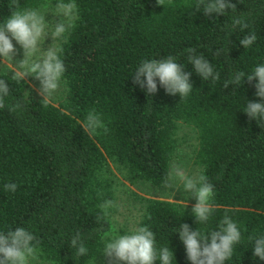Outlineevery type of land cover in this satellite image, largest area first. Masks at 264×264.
I'll return each instance as SVG.
<instances>
[{
    "label": "trees",
    "instance_id": "trees-1",
    "mask_svg": "<svg viewBox=\"0 0 264 264\" xmlns=\"http://www.w3.org/2000/svg\"><path fill=\"white\" fill-rule=\"evenodd\" d=\"M45 1L19 4L41 9ZM9 2L0 0V23L10 15ZM161 2L75 0L78 18L58 44L65 72L47 106L25 78L17 81L14 73L0 70L10 88L0 109V233L25 228L36 238L37 256L49 264L99 260L115 207L99 223L98 206L115 202L120 187L138 204L137 228L154 233L157 250H172V264H191L175 231L180 224L207 234L217 229L226 209L241 241L225 264H264L249 240L264 236V122L244 112L248 102H261L255 95L258 80L245 77L239 85L223 87L233 73L251 75L264 64V0H230L234 11L209 16L197 9V0ZM241 15L249 24L243 31L232 26ZM252 32L257 39L245 49L239 42ZM188 48L211 63L219 80H203L195 72ZM170 55L191 73L193 89L186 98L167 94L158 78L151 96L133 84L141 61ZM17 102L21 108L9 112ZM93 109L107 134L83 130ZM181 125L196 135L191 159L198 175L214 185L216 208L204 224L195 220V204L147 197L132 188L163 187L180 152ZM10 182L17 185L15 192L5 191ZM78 231L88 249L81 257L70 247Z\"/></svg>",
    "mask_w": 264,
    "mask_h": 264
},
{
    "label": "clouds",
    "instance_id": "clouds-1",
    "mask_svg": "<svg viewBox=\"0 0 264 264\" xmlns=\"http://www.w3.org/2000/svg\"><path fill=\"white\" fill-rule=\"evenodd\" d=\"M157 2L162 5L161 0ZM8 6L11 9L10 15L0 23V57L4 60L9 58L12 60V54L16 51L12 43L14 39L23 49L24 58L17 63L12 78L22 81L25 76H34L40 83L44 106H47L51 95L60 87L65 72L64 62L60 58L62 49L56 46L55 42L74 27L78 18V6L75 0H57L54 5V16L60 19L58 22L54 21L50 32L53 43L42 52V41L44 42L45 37L49 35L46 32L48 21L45 15L37 8H21L19 0H10ZM196 7L201 9L205 16L213 13L223 15L226 9L233 11L236 9V5L230 3V0H197ZM232 26L239 27L243 31L249 27V24L241 15L233 18ZM256 39L257 36L252 32L244 36L239 43L247 49ZM220 51L222 50H217V54ZM186 52L189 63L194 66L195 72L203 80L211 79L213 82L219 80V72L214 70L203 55H197L193 48L186 49ZM37 53H40L39 57L31 59L37 56ZM190 76L191 73L185 72L184 67L170 55L160 60L141 61L133 74V84L146 89V95L151 96L157 91L158 78L159 84L167 94H179L182 99L186 98L193 89ZM245 77L249 82L258 80L254 85L255 95L261 98V102H248L244 112L259 123L264 122V64L257 65L251 75L246 76L242 71L233 73L230 79L224 81L223 87L227 88L230 84L239 85L241 81L244 82ZM9 92L8 83L0 79V109L6 107L5 97ZM20 108L21 104L17 102L9 106L8 111L16 112ZM81 125L87 135L96 134L101 129L105 134L109 131L94 109L88 112ZM175 175L182 182L183 192L196 200L192 207L195 220L198 224L208 222L216 208L213 203L214 185L202 173L188 175L177 170ZM4 189L15 192L17 185L10 182L4 185ZM98 207L101 213L97 216V222L100 223L109 217V209L115 207V202L105 200ZM228 211L225 210V215L218 222L217 229L210 233L203 234L198 228L193 230L187 223H181L175 230L191 264H225V261L232 257L234 245L241 241V231L237 223L227 214ZM35 239V236L23 227L0 233V264H30V258L35 259L37 255ZM249 240L254 242L253 255L264 260V236L249 237ZM155 245L154 233L147 226H142L134 229L130 234L116 236L105 243L103 254L126 264H154L157 259L160 264H172L174 258L172 250L169 247L157 250ZM70 247L76 250V257L84 256L88 252L79 231L70 239Z\"/></svg>",
    "mask_w": 264,
    "mask_h": 264
},
{
    "label": "rangeland",
    "instance_id": "rangeland-1",
    "mask_svg": "<svg viewBox=\"0 0 264 264\" xmlns=\"http://www.w3.org/2000/svg\"><path fill=\"white\" fill-rule=\"evenodd\" d=\"M54 5L51 0H46L43 3L42 8L39 9L42 14L45 15L46 21H48V27L46 32L49 33L42 41L41 52L47 49L52 43V37L50 32L54 26V21L60 19L57 16H54ZM11 38L10 33L8 34ZM58 39L55 43L56 46L59 44ZM12 43L15 48V53L12 54V60L0 57V70L6 71L8 73H14L16 71V65L19 61L24 58L23 49L21 46L13 39ZM40 53H37V56L32 57L31 59H37ZM29 84L34 88V90L40 94V83L35 79L34 76L29 75L24 77ZM51 95V99H52ZM49 98V99H50ZM180 141V152L178 158L171 163L169 176L164 183L163 187L157 189L148 184H139L138 186H132V188L137 191L139 194L144 196L158 197L163 199L180 201L186 204H195V198L190 197L187 193H184L182 190V182L176 177V171H183L188 175H198L199 167L194 164L191 159L193 148L196 145V135L194 131L185 125H181L180 131L178 133ZM115 201V211L111 217V227L107 233L109 242L112 238L120 235L130 234L134 229L137 228V222L139 220V209L138 204L132 200V195L129 190L125 187H120L119 191L116 194ZM106 242V243H107ZM123 261H118L114 257L109 258L103 253L100 256L99 260L94 264H120ZM30 264H49L47 261L40 259L37 255L35 259L30 258Z\"/></svg>",
    "mask_w": 264,
    "mask_h": 264
}]
</instances>
